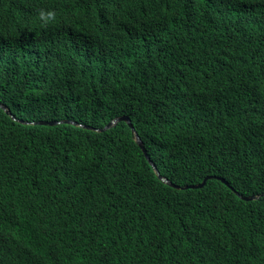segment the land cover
<instances>
[{
  "label": "trees",
  "instance_id": "obj_1",
  "mask_svg": "<svg viewBox=\"0 0 264 264\" xmlns=\"http://www.w3.org/2000/svg\"><path fill=\"white\" fill-rule=\"evenodd\" d=\"M201 2L205 36L187 0H0V264H264V0ZM43 4L109 21L75 49Z\"/></svg>",
  "mask_w": 264,
  "mask_h": 264
},
{
  "label": "clouds",
  "instance_id": "obj_2",
  "mask_svg": "<svg viewBox=\"0 0 264 264\" xmlns=\"http://www.w3.org/2000/svg\"><path fill=\"white\" fill-rule=\"evenodd\" d=\"M180 1L181 0H163V2L166 5L167 9L172 11V14H174L177 11L178 4H179ZM131 3L135 7L131 6L129 4V8L132 10V12L130 13V19L133 18L134 16H135V18H136V16H138L139 17L138 21L140 22V24H137V25L140 27L141 30L145 29V28H149V27L154 26V25L157 24L156 21H158V20L154 16L150 15L149 12L144 11L139 2L134 1V2H131ZM217 3H218V1H216V5H217ZM43 7H44V9H40L38 11V16L30 13L26 17L25 21L26 22L30 21V19L39 20L40 23H41V26L45 27L47 29V35L46 36L50 37V38H52L53 34H58V33H65V32H68V33H71V34L72 33H76L77 34V38L74 40V43H73V45H75V49L77 47L78 48L81 47L80 46L81 42L85 45L88 42H93V41L100 40L102 38L100 35H103L102 33H103L104 23L109 21V17L105 18L102 14H97L96 16H94V15L91 16L83 24L76 25L75 22H74V13L73 12L72 13L68 12V11L67 12H64V11L60 12V9L56 8L55 5L54 6H50L48 4L47 5L43 4ZM137 9L140 10V13H137V11H136ZM186 11H187V14H188V19H190L191 22H192L193 30H194V28H196L195 26H200L204 22V20L206 19V12H203V3L201 2V0H187ZM66 14L68 16H66ZM71 17L73 18V21H71V19H70ZM5 22L7 24H5L4 27H2V23L0 24V36L5 31H6V33H8L10 28H12L13 30L15 28V25H14L13 22L7 21V20H5ZM122 26H125V24L122 23ZM194 31H195V33H203L204 36H205L204 31L202 29H200V28H198V29H196ZM38 39L40 41H42L44 44H47L49 46L51 44V42L48 41L45 36L44 37L39 36ZM2 51L5 53V56H6V58H5L6 64L11 65V67L14 66L15 64H17V62H15L11 57L7 56V53L4 50H2ZM0 53L3 56V53L2 52H0ZM92 53H94V52H92ZM94 54H96V56H98V57L101 56L99 53H94ZM4 110H6V108H4ZM123 117H128V116H123ZM119 118H121V117H119ZM14 120H15V118H14ZM122 122H124V121H122ZM42 123H47L48 125L49 124H53L52 126H55L57 124H62L63 122H42ZM39 125H41V123ZM105 128L102 129V130H97V131L98 132L105 131ZM136 133H137V131H136ZM133 134L135 136L134 132H133ZM135 139H136V136H135ZM143 145H144V143H143ZM207 179H205V180H207ZM251 197H254V199L256 198V196H251ZM251 197H249V198H251ZM246 201H251V200H246ZM141 218H143V220H145V222H146L145 215H143V217H141Z\"/></svg>",
  "mask_w": 264,
  "mask_h": 264
},
{
  "label": "water",
  "instance_id": "obj_3",
  "mask_svg": "<svg viewBox=\"0 0 264 264\" xmlns=\"http://www.w3.org/2000/svg\"><path fill=\"white\" fill-rule=\"evenodd\" d=\"M122 121L128 123V125L131 127V129H132L133 132L135 133V136H136V142H137V143L139 144V146L142 148L144 154H145L146 157L149 159V161L151 162L153 168L157 171V174L159 175V172H158L156 166L153 164V162L151 161L150 157L148 156V153H147V151H146V149H145V147H144V145H143V142H142L141 138H140L139 135L136 133V130H135L133 124L131 123V121H130V119H129L128 117L117 118L116 120H114L113 122H111V123L105 128V130H109V129H111L112 127L116 126L119 122H122ZM41 125H48V124H47V123H41ZM49 125H53V124H49ZM160 179H161L164 183H166V184L172 186V184H171V182H170L169 180H167V179H165V178H163V177H160ZM205 184H206V182L204 181L202 184H199V185H197V186H193L192 188H194V189H200V188H203V187L205 186ZM253 199H254V197L246 198L245 200H253Z\"/></svg>",
  "mask_w": 264,
  "mask_h": 264
}]
</instances>
